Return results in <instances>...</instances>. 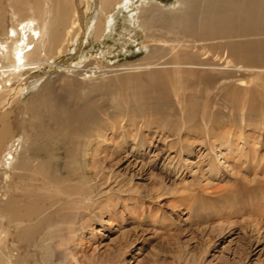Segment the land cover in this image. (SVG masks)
<instances>
[{"label":"rangeland","instance_id":"obj_1","mask_svg":"<svg viewBox=\"0 0 264 264\" xmlns=\"http://www.w3.org/2000/svg\"><path fill=\"white\" fill-rule=\"evenodd\" d=\"M0 1L1 14L7 11V0ZM155 1L165 6L172 0ZM95 7L82 13L85 31L56 58L61 67L43 66L25 74L22 93L7 110L17 128L18 122L30 119L28 104L40 110L48 101L58 111L83 112L88 123L105 130V142L95 147L98 202L90 209L92 217L85 218L90 227L76 233L67 254L77 264H264V120L253 97L264 82V73L256 76L254 71L264 68L263 57L244 62L234 50L244 40L237 38L233 45L227 35L214 36L216 45L197 34L178 36L170 44H146L140 31L130 42L124 36L123 14L111 39L95 41L86 31L99 16ZM10 16L8 9V21ZM123 44L126 51L120 50ZM107 48L112 52L103 53ZM178 48L190 71L178 84L181 107L164 79ZM154 50L162 55L149 60ZM81 58L86 61L78 68L64 69ZM38 73L44 76L36 79ZM124 77L136 78L143 93L161 104L144 103L142 96L129 114H118L107 95L126 92ZM133 87L129 85L127 94ZM42 116V125L51 123ZM233 184L237 190L232 194ZM35 253L31 264H40L41 254Z\"/></svg>","mask_w":264,"mask_h":264},{"label":"bare ground","instance_id":"obj_2","mask_svg":"<svg viewBox=\"0 0 264 264\" xmlns=\"http://www.w3.org/2000/svg\"><path fill=\"white\" fill-rule=\"evenodd\" d=\"M92 5L99 16L86 31L95 41L111 39L117 18L123 14L124 36L130 42L140 31L146 44L174 43L178 36L184 39L197 34L205 43L216 45L214 36L227 35L233 45L237 38L238 42L244 40L238 43L240 48L234 49L244 62L264 59V0H172L165 6L155 0H7L11 19L7 20L5 8L0 14V264H31L37 250L41 254L40 264H52L56 258L57 264H77L72 253L67 254V248L74 243L78 231L90 227L85 218L92 217L90 209L97 205L100 193L97 176L100 165L95 160V147L105 142V130L88 123L83 112L77 115L61 107L58 111L48 101L40 105L45 106L40 110L27 103L30 119L18 122L17 128L11 125L7 110L22 93L20 79L25 74L43 66L53 67L56 58L68 52L83 29L82 13ZM133 6L138 13H134ZM119 36L123 39L121 33ZM120 50L126 51L124 44ZM109 52L112 50L107 48L103 53ZM160 53L154 50L149 60L159 58ZM181 53L179 48L173 51L172 71L164 76L180 107L178 93L182 86L178 84L190 76L187 63L181 62ZM84 61L81 58L77 64L70 62L64 69L78 68ZM254 71L258 76L264 73V68ZM43 76L38 73L35 78ZM15 82L18 84L13 88ZM133 84L134 90L129 95L128 87ZM124 86L125 93L115 91L107 95L111 107L120 115L129 114L142 96L146 97L144 103L150 105L158 101L148 91L143 93L145 89L136 78L124 77ZM260 87L253 97L260 104L258 113L264 120V82ZM245 103L246 100L242 110ZM60 114L62 119L58 118ZM42 115L51 123L42 125L39 122ZM215 166L212 162V167ZM234 185L232 194L237 190ZM205 198L201 200L205 202ZM30 248L35 252L31 253ZM23 249L28 252L26 255Z\"/></svg>","mask_w":264,"mask_h":264}]
</instances>
